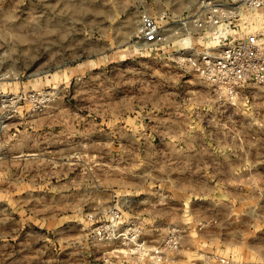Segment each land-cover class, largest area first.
<instances>
[{
  "label": "rangeland",
  "instance_id": "1",
  "mask_svg": "<svg viewBox=\"0 0 264 264\" xmlns=\"http://www.w3.org/2000/svg\"><path fill=\"white\" fill-rule=\"evenodd\" d=\"M199 2L0 0V264H264V87L140 35Z\"/></svg>",
  "mask_w": 264,
  "mask_h": 264
},
{
  "label": "built area",
  "instance_id": "2",
  "mask_svg": "<svg viewBox=\"0 0 264 264\" xmlns=\"http://www.w3.org/2000/svg\"><path fill=\"white\" fill-rule=\"evenodd\" d=\"M264 15V0H200L196 10L167 27L155 17L142 20L145 43L160 46L174 38L206 34L213 48L178 51L176 63L189 68L225 96H234L246 84L264 87V32L247 24L245 14Z\"/></svg>",
  "mask_w": 264,
  "mask_h": 264
},
{
  "label": "bare ground",
  "instance_id": "3",
  "mask_svg": "<svg viewBox=\"0 0 264 264\" xmlns=\"http://www.w3.org/2000/svg\"><path fill=\"white\" fill-rule=\"evenodd\" d=\"M258 25H261V23H258ZM262 27H264V25L262 26ZM188 38H186V40H187Z\"/></svg>",
  "mask_w": 264,
  "mask_h": 264
}]
</instances>
